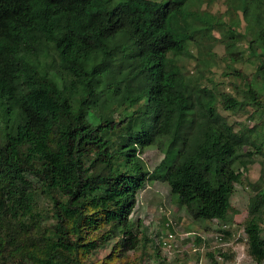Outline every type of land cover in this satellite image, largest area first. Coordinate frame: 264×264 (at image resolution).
<instances>
[{
  "label": "trees",
  "instance_id": "16d2710c",
  "mask_svg": "<svg viewBox=\"0 0 264 264\" xmlns=\"http://www.w3.org/2000/svg\"><path fill=\"white\" fill-rule=\"evenodd\" d=\"M212 1L0 0V264H85L101 240L86 234L100 222L126 251L139 248L147 238L129 212L150 175L138 153L152 145L165 155L159 178L188 213L225 223L236 185L263 155L245 231L264 261V118L251 127L252 114L246 124L220 110L264 117V0L226 11L227 38L247 44L230 60L256 64H228L241 82L230 90L180 62L192 45L204 68L217 58L212 29L225 22L203 8ZM167 229L173 245L178 228Z\"/></svg>",
  "mask_w": 264,
  "mask_h": 264
},
{
  "label": "rangeland",
  "instance_id": "374dc122",
  "mask_svg": "<svg viewBox=\"0 0 264 264\" xmlns=\"http://www.w3.org/2000/svg\"><path fill=\"white\" fill-rule=\"evenodd\" d=\"M212 2V6H208L205 3L203 8H208L225 22L223 27L219 28L217 24V27L215 26L212 29L213 35L219 40L214 46L217 58H212V66L204 68L197 60L199 54L198 47L192 45L188 47L192 55L183 56L180 62L188 72L187 74L193 79L204 75L203 81L205 83H209L211 86L217 84V88L220 90H224V88L230 90L231 82H241L232 75L225 73L228 69V64L236 67H245L248 72H254L256 64L253 62L245 63L241 60L232 63L228 56V51L231 50L246 51L247 44L244 40L227 38V31L230 29L232 22L226 11L231 10V5L241 4L239 3L240 0H213ZM239 15L243 27L246 25V20L243 19L241 11ZM209 78L213 79L214 82H210ZM220 110L223 115L227 116L229 121H244L246 124H248V115L252 114L254 118H252L251 123L249 122L251 127L261 124L264 118L260 112H255V109L252 107L240 110L236 114L226 112L221 108ZM260 128L261 126H259ZM245 151H247V148ZM138 154L150 170V175L144 186L137 193L135 203L129 212V218L139 225V236L142 237L144 235L147 241L145 242L142 239L139 248L126 251L119 244L121 237H110V226L100 222L101 225L98 228L90 229L86 234L87 238L101 239L100 245L94 251L82 255L83 262L85 264H132L141 262L151 264H199L202 261L203 264H220L221 261L216 260L219 249H214L213 246L215 245L210 240L203 241L200 238L201 235L198 234L205 235L213 233L214 230L217 231V221L219 219L198 220L193 218L186 210V206L180 204L177 198L172 195L170 185L159 178V174L164 172L165 168L156 169L165 157L162 150L152 145L146 147ZM262 159L263 155L255 152V162L249 166L247 172H244L242 183L236 185L235 192L231 197L232 209H230V215L233 220L229 222L232 229L230 230L231 234L228 236L231 245L227 244L226 248L233 253L229 254V261L225 264H237L239 261L237 257L244 258L245 263L243 264H249L254 259L249 251L247 234L245 233V220L248 217L250 197L255 194L258 188L263 186V182L259 180ZM41 202H44V200ZM42 207L45 210L50 209L51 206L47 199H45ZM91 210L95 211L97 216H101L102 214L101 211H97L95 208H91ZM169 218L177 222L178 228L175 234L177 237L173 239V245H170L167 235L169 230L167 229V222ZM219 221L221 222V220ZM54 222V219L51 217L39 230L35 229L32 231V234L41 233L51 228ZM155 241L160 243L161 247H158ZM210 252L214 253V257H210Z\"/></svg>",
  "mask_w": 264,
  "mask_h": 264
},
{
  "label": "built area",
  "instance_id": "2783aa9c",
  "mask_svg": "<svg viewBox=\"0 0 264 264\" xmlns=\"http://www.w3.org/2000/svg\"><path fill=\"white\" fill-rule=\"evenodd\" d=\"M218 222V228H217V231H213V233H208V234H200L198 233L199 235H201V238L203 239V241H208L210 240L215 246L214 249H219L218 250V257H217V261L220 262V264H225L229 261V257H226L225 254H232L233 252H231L229 249L226 248V245L227 244H230L231 245V242L228 238V235H226V233L224 232V230H231V225L230 223H225V222H220L219 220L217 221ZM167 225L168 226H171L172 228H177V222L175 221H172L170 218H169V221L167 222ZM246 233V232H245ZM196 234V235H198ZM170 237H174L173 234H170ZM239 261L237 262V264H243L245 263L244 262V258H239ZM253 262V263H252ZM250 263L252 264H264V261H258L257 259H253ZM249 263V264H250ZM199 264H203L202 261L199 262Z\"/></svg>",
  "mask_w": 264,
  "mask_h": 264
},
{
  "label": "clouds",
  "instance_id": "9594fccd",
  "mask_svg": "<svg viewBox=\"0 0 264 264\" xmlns=\"http://www.w3.org/2000/svg\"><path fill=\"white\" fill-rule=\"evenodd\" d=\"M216 219V218H215ZM218 219V218H217ZM220 220V219H219ZM246 232V231H245ZM247 234V233H246Z\"/></svg>",
  "mask_w": 264,
  "mask_h": 264
}]
</instances>
